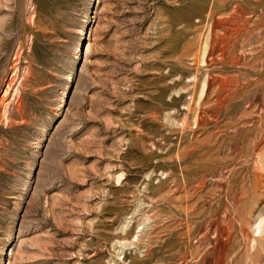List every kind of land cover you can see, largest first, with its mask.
<instances>
[{
  "label": "rangeland",
  "instance_id": "1",
  "mask_svg": "<svg viewBox=\"0 0 264 264\" xmlns=\"http://www.w3.org/2000/svg\"><path fill=\"white\" fill-rule=\"evenodd\" d=\"M0 264H264V0H0Z\"/></svg>",
  "mask_w": 264,
  "mask_h": 264
},
{
  "label": "bare ground",
  "instance_id": "2",
  "mask_svg": "<svg viewBox=\"0 0 264 264\" xmlns=\"http://www.w3.org/2000/svg\"><path fill=\"white\" fill-rule=\"evenodd\" d=\"M210 51V50H209Z\"/></svg>",
  "mask_w": 264,
  "mask_h": 264
}]
</instances>
